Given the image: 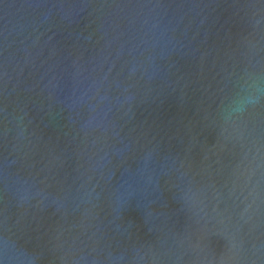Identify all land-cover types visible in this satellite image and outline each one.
Segmentation results:
<instances>
[{
    "label": "water",
    "instance_id": "water-1",
    "mask_svg": "<svg viewBox=\"0 0 264 264\" xmlns=\"http://www.w3.org/2000/svg\"><path fill=\"white\" fill-rule=\"evenodd\" d=\"M0 264H264V0H0Z\"/></svg>",
    "mask_w": 264,
    "mask_h": 264
}]
</instances>
